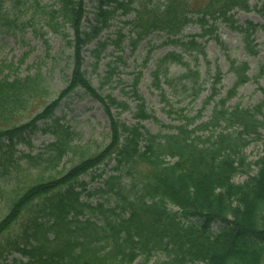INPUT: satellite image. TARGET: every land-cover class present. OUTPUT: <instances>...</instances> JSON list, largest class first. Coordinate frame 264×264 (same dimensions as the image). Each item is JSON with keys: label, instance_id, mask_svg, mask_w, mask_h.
<instances>
[{"label": "trees", "instance_id": "trees-1", "mask_svg": "<svg viewBox=\"0 0 264 264\" xmlns=\"http://www.w3.org/2000/svg\"><path fill=\"white\" fill-rule=\"evenodd\" d=\"M195 1L99 0L91 22L85 19L86 0H55L52 5L41 0H0V31L16 35L35 27L37 18L42 28L62 35L73 49L66 87L21 124L14 121L35 100L49 96L47 79L41 71L12 75L14 63L0 66V179L13 183L8 212L0 218V264H135L139 259L147 264L158 253L165 255L158 264H264V154L254 162L258 171L251 175L252 164L244 153L253 140L264 142V91L252 109L228 105L250 79L247 62L231 61L236 80L225 96L220 93L223 73L217 70L202 109L192 118L183 114L184 122L166 125V132L151 133L139 123L128 126L111 117L110 141L97 153L77 145L81 133L54 115L60 101L77 89L93 96L107 112L112 107L128 108L102 95L87 78L82 54L93 42L90 53L95 64L109 45L122 52L109 65L103 84L117 71L118 62L125 64L123 42L135 50L152 34L167 36L163 44L183 52H168L151 72L165 104L169 100L162 84L174 86L176 81L169 77L173 63L187 66V73L176 78L178 84L191 79L194 94L201 92L200 72L190 68L184 54L205 56L198 37L212 36L218 22L243 35L247 53L258 54L255 34L264 31V25L239 24L233 12L256 10L264 17V0L253 7L250 0ZM119 15L127 17L124 27L114 32V38L101 39L102 31ZM192 24L201 26L202 35L179 38ZM23 62L24 58L19 64ZM262 75L261 69L257 77ZM140 77L138 73L131 85L134 97ZM136 99L140 102L136 117L151 118L142 99ZM211 104L209 119L197 124ZM41 121L45 123L39 128ZM39 130L53 136L44 151L16 149L18 143L31 144L27 132ZM69 155L77 160L63 172L60 168ZM112 160L114 174L106 175L101 187L88 189L91 180L83 177L97 170L100 173L92 180L107 174ZM32 171L36 173L21 188L23 174ZM240 174L249 177L237 183ZM5 193L0 184V197ZM95 197L101 199L93 203ZM212 222L218 223L217 230L211 229Z\"/></svg>", "mask_w": 264, "mask_h": 264}, {"label": "rangeland", "instance_id": "rangeland-1", "mask_svg": "<svg viewBox=\"0 0 264 264\" xmlns=\"http://www.w3.org/2000/svg\"><path fill=\"white\" fill-rule=\"evenodd\" d=\"M54 1L41 0L42 4L47 5H52ZM98 1L86 0L87 13L85 19L93 22V11ZM160 1L164 2L165 0ZM195 2H198V0ZM256 2L257 0H250L251 6L253 7ZM234 16L239 24L252 21L264 25V17H261L255 10H251L250 12L236 10L234 11ZM125 19L127 17L121 15L112 19L111 25L100 34L101 39L109 40L114 38V32L118 28L124 27L123 21ZM34 23L35 27H28L24 32H19L16 35L0 31V66L5 68V66L14 63L12 75H16L17 72L19 75L25 76L41 71L45 75L49 85V96L44 99L35 100L14 121L17 124L30 121L51 100L57 99L59 93L66 87L67 79L71 77L72 65L70 61L72 60L71 54L73 49L68 45L67 40L63 39L62 35L50 31L47 27L42 28L39 19L36 18ZM216 27L217 29L212 36H207L202 40L203 45H205V56H197L195 53L185 54L184 61L189 64L191 69L199 70L200 72L199 84L201 85V92L199 95L196 96L194 94L191 79L183 82L186 84H178L176 78L187 73V66L181 63H173L169 68V77L176 82L171 87L166 83L162 84L169 103L165 104L161 101L159 91L152 83L151 72L155 68L156 61L168 52L176 51L181 53L183 51L179 47L163 44L167 38L163 33L158 32L140 41L135 50H132L127 42H123V60L125 64L118 62L117 71L103 84L102 81L107 75L109 65L113 66L116 62V57L122 52L114 50V47L109 45L106 51L102 52L101 60L95 64L94 58L90 53V50L95 47V42L83 48L82 68L86 71V76L92 85L102 95H109L116 101L125 103L128 106L127 109L121 110L112 107L107 112L93 96L83 89H77L60 101L54 111L55 117H62L64 125L81 133L80 142L75 143L89 149L90 154L101 151L110 141V135L113 131L111 117L119 121V123H125L128 126L139 123L151 133L166 132V125H179L184 122L183 118H181L183 114L192 118L202 109L205 99L211 93L212 78L217 70L223 73L220 93L223 96L227 94L236 80L235 75L230 71L232 60L247 62L249 64L250 70L248 74L250 79L242 85L237 95L228 102V105L230 107L239 105L252 109L262 100L264 91V75L257 77L261 69L264 71V31L259 30L255 34V41L259 45L258 54L250 55L244 48L241 33L232 30L228 24L223 22L217 23ZM123 31L126 33L127 27L123 28ZM67 33H71V31L68 29ZM202 33V28L196 24L187 27L184 31L186 37ZM26 54H28L27 57H24ZM22 58H24V62L20 65L19 62ZM146 59L148 60L146 61ZM4 73H8V71L6 70ZM138 73H141V77L135 89L136 97L142 99L147 112L152 115L151 118L144 120L136 117L140 102L134 97L131 86ZM212 109L213 104L204 108L202 119L197 120L196 123L208 120ZM44 123V121H41L37 125L39 128H42ZM26 138L30 139L31 144L18 143L16 149L24 153L31 152L33 154L44 151L46 144L53 140L52 135L44 134L40 130L33 133L27 132ZM263 150V139L253 140L245 149L246 161L252 164L249 172L251 175H255L258 171L254 162L264 154ZM76 158L74 155L65 157L60 170L63 172L67 171L73 162L77 160ZM114 166L115 161L112 160L106 168L107 174H114L112 170ZM101 168L103 169V166ZM34 173L36 172L24 173L19 186L21 188L26 186L29 178ZM98 173H100V170L91 172L83 177L86 181L91 180L87 187L88 189L95 190L102 185V178L92 180L93 175ZM55 174H58V172H55ZM124 174H126L125 179L129 180L130 175H127L126 171H124ZM248 177V174H240L235 177V182L243 183ZM0 184L6 192L4 197H0L1 218L8 212V199L10 196H13L11 190L13 183L12 179L7 181L6 178L2 177ZM99 199L101 198L95 197L93 203ZM189 222L191 221L189 220ZM164 256L163 253H158L147 264H158L159 257L164 259ZM143 261L144 259H139L135 264H140Z\"/></svg>", "mask_w": 264, "mask_h": 264}]
</instances>
